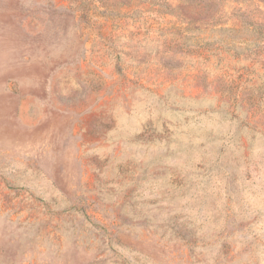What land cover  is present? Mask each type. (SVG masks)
<instances>
[{
    "label": "rangeland",
    "instance_id": "1",
    "mask_svg": "<svg viewBox=\"0 0 264 264\" xmlns=\"http://www.w3.org/2000/svg\"><path fill=\"white\" fill-rule=\"evenodd\" d=\"M0 264H264V0H0Z\"/></svg>",
    "mask_w": 264,
    "mask_h": 264
}]
</instances>
